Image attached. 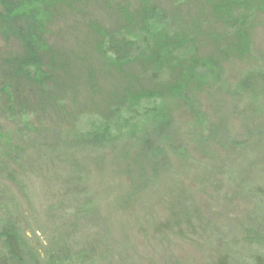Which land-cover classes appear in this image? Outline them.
I'll list each match as a JSON object with an SVG mask.
<instances>
[{"label": "rangeland", "instance_id": "1", "mask_svg": "<svg viewBox=\"0 0 264 264\" xmlns=\"http://www.w3.org/2000/svg\"><path fill=\"white\" fill-rule=\"evenodd\" d=\"M250 1L252 7L232 11L251 14L246 23L227 31L215 0H57L44 26L48 67L34 81L13 70L21 55L17 41L0 36L2 130L12 134L17 125L33 140L42 132L72 138L108 129L122 139L131 125L158 114L176 123L187 147L185 158L157 173L131 139L112 151L61 145L58 159L28 147L32 218L44 225L48 209L60 202L93 204L107 232L96 264H215L225 243L243 254L232 241L242 227L254 226L252 217H264L263 203L244 193L251 183H264V99H241L235 90L247 72L264 76V0ZM143 4L165 12L168 32L186 38L198 60L193 78L181 81L196 114L169 93L179 81L175 71L150 79L154 70L140 61L150 49L147 39L140 57L121 67L98 51L102 34L126 25L125 14L138 24ZM78 171L87 180L74 198L62 181ZM91 234L83 229L77 238Z\"/></svg>", "mask_w": 264, "mask_h": 264}, {"label": "trees", "instance_id": "2", "mask_svg": "<svg viewBox=\"0 0 264 264\" xmlns=\"http://www.w3.org/2000/svg\"><path fill=\"white\" fill-rule=\"evenodd\" d=\"M55 1L0 0V36L5 41L15 39L20 47L21 55L13 59V70L20 78L37 80L48 67L43 35L49 18L48 7ZM215 1L219 5L214 10L220 7L227 31L239 29L251 16L232 15V11L239 7H252L250 0ZM137 15V25L131 24L132 18L125 14L124 27L102 34L98 51L112 65L121 67L140 57V41L147 39L150 49L140 61L145 60V64L154 70L150 79L156 82L166 71H175L179 81L171 86L169 93L186 102L193 112L191 94L181 86V81L192 79L193 72L198 69V60L191 54L190 44L186 38L168 32L165 27L167 15L157 7L143 4ZM263 85V74L247 72L237 82L235 90L241 99L258 101L264 99ZM177 127L175 122L156 114L131 125L127 129L128 136L122 139L118 135L111 136L107 129L80 132L72 138L60 137L53 131L42 132L38 139L32 140L17 125L12 134L0 128V264H96L98 248L107 236V232L102 231L104 224L97 209L90 202L77 206L60 202L48 209L49 220L44 221V225H41V220L32 218L30 179L34 176V161L26 148H37L45 156L51 154L58 159L63 156L61 145L73 147L75 144L97 151H112L120 142L131 139L137 143L144 164L152 173H157L169 168L173 159L188 155ZM191 132L187 130L183 136H189ZM84 179L87 180V175L82 171L70 172L62 182L66 192L75 198L84 193ZM244 193L250 200L264 205V183H251ZM251 222L254 226L242 227L238 237L232 241L234 246L242 247L244 253H233L225 248L228 246L225 243L215 264H264V217H252ZM83 229L92 232L86 240L77 238Z\"/></svg>", "mask_w": 264, "mask_h": 264}]
</instances>
